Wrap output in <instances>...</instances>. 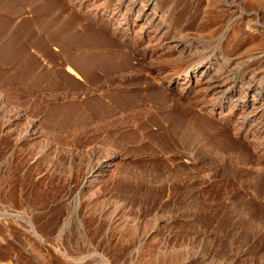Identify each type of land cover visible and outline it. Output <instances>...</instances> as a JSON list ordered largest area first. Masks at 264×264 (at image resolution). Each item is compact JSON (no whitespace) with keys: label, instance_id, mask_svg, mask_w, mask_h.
Listing matches in <instances>:
<instances>
[{"label":"rangeland","instance_id":"1","mask_svg":"<svg viewBox=\"0 0 264 264\" xmlns=\"http://www.w3.org/2000/svg\"><path fill=\"white\" fill-rule=\"evenodd\" d=\"M239 85L264 97V0H0V264H264Z\"/></svg>","mask_w":264,"mask_h":264},{"label":"bare ground","instance_id":"2","mask_svg":"<svg viewBox=\"0 0 264 264\" xmlns=\"http://www.w3.org/2000/svg\"><path fill=\"white\" fill-rule=\"evenodd\" d=\"M97 1V0H96ZM89 6V5H88ZM142 10H143V14L149 18V20H157L156 18H158V15H157V9H156V4L155 2H150V3H146V4H143V6L141 7ZM139 9V7H138ZM117 12V11H116ZM138 12V11H137ZM137 15V14H136ZM141 16V15H140ZM144 19V18H143ZM148 20V19H147ZM146 22V20H145ZM149 22V21H148ZM134 23V22H133ZM137 23V22H136ZM143 23V22H142ZM141 24V23H140ZM154 23H152L153 25ZM143 25H141V29ZM133 27V26H132ZM138 27V26H137ZM151 27V24H145V31L148 32V28ZM154 27V26H153ZM163 29V28H162ZM155 31H160L161 29L160 28H155L154 29ZM144 31V32H145ZM153 31V30H151ZM145 32V34H146ZM157 34V33H156ZM150 35V34H149ZM157 36V35H156ZM145 37V36H144ZM171 37V36H170ZM174 38V37H173ZM155 39V38H154ZM177 39V38H176ZM180 39V38H179ZM164 40V39H163ZM221 40V39H220ZM171 42L168 44V46H171L174 48V51L177 53V54H190L191 53V49L193 47V45L191 46H188L187 44H184L182 42H179L178 40H170ZM183 41V40H181ZM166 42V41H165ZM168 42V41H167ZM197 48V47H196ZM170 52H172V50H169ZM253 53V52H252ZM250 59V58H249ZM252 60V59H251ZM194 62V61H193ZM256 62V61H255ZM259 62V61H258ZM183 64V62H182ZM186 65L188 66H185L183 69H182V72L179 73V74H176L173 79L174 81H180L182 80L184 84V86L182 85V88H186L187 90H191L194 86L197 87L198 85L200 84H207L209 83V80H210V72H211V68H210V65L211 63H208V62H205L203 66H199V65H190L188 64V62L185 63ZM184 64V65H185ZM178 69V68H177ZM218 69V68H217ZM252 69V68H251ZM248 72V71H247ZM247 79H250L251 80H254L255 78L253 77L254 76V73L253 72H250V74L246 75ZM249 81V80H248ZM260 81V80H259ZM256 83V82H255ZM193 86V87H192ZM207 86V85H205ZM192 87V88H191ZM199 87V86H198ZM203 87V86H202ZM201 87V88H202ZM216 87V88H214ZM213 88H211L210 90L208 89V91H210V93H215V92H218L219 89L217 88L216 85H214ZM208 88V87H207ZM204 89V87H203ZM218 89V90H217ZM258 88L257 87H253L252 85H248L247 87H241V85H239V87L234 91L232 92L229 96H226V100H231V104H230V108L231 111H233V115H236L237 114H242L243 115V120H237L236 119H233L232 120V125L233 127L241 132L242 129L245 127V125H248V121L245 122L246 120H254V119H257L256 117V114H257V111L259 110H263V105H264V97H261L260 95H263V93L261 92H258L257 90ZM206 90V89H205ZM212 91V92H211ZM219 93V92H218ZM224 96V95H223ZM220 98H223V97H220ZM211 108V107H210ZM221 109V108H220ZM228 109H226V112H227ZM223 110H219V112ZM225 111V110H224ZM223 114V113H222ZM230 114V113H228ZM224 115V114H223ZM228 116V115H227ZM241 116V115H239ZM250 116V117H248ZM248 117V118H247ZM260 118V117H259ZM232 119V118H231ZM262 119V118H261ZM259 123V122H258ZM251 125H249L250 127ZM259 129V128H258ZM245 131V130H244ZM264 132V130L262 129H259L255 131V133H251L250 131V135L251 136H258L260 137V134H262ZM262 137V136H261ZM255 138V137H253ZM261 139V138H260ZM253 140V139H252ZM261 149L264 150V137L262 139V142H261ZM260 149V150H261ZM260 157V156H259Z\"/></svg>","mask_w":264,"mask_h":264}]
</instances>
